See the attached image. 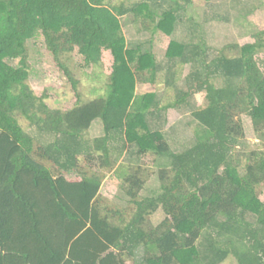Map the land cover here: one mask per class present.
Masks as SVG:
<instances>
[{
	"label": "trees",
	"instance_id": "1",
	"mask_svg": "<svg viewBox=\"0 0 264 264\" xmlns=\"http://www.w3.org/2000/svg\"><path fill=\"white\" fill-rule=\"evenodd\" d=\"M190 3L0 0V264H137L140 250L143 264H264V151L242 145L243 118L264 144V30L209 62L199 25L180 15ZM129 15L172 38L164 59L130 47ZM39 34L76 95L65 110L29 84L28 42ZM75 52L97 72L112 55L104 95L84 99L69 65ZM186 66L194 71L180 85ZM161 74L176 94L166 105L165 94H137L140 85L156 90ZM198 94L205 98L196 107L190 99ZM169 110L189 112L198 124L180 153L162 134ZM97 120L105 135L90 140ZM134 154L163 159L161 169L120 162ZM156 175L159 188L146 194ZM108 177L127 207L101 195Z\"/></svg>",
	"mask_w": 264,
	"mask_h": 264
},
{
	"label": "rangeland",
	"instance_id": "2",
	"mask_svg": "<svg viewBox=\"0 0 264 264\" xmlns=\"http://www.w3.org/2000/svg\"><path fill=\"white\" fill-rule=\"evenodd\" d=\"M116 0H114V3ZM135 3V2H133ZM187 6V5H186ZM181 17L187 22V25H199L200 33L204 36L209 51L208 61L215 59L222 49L226 46L239 44L254 43V37L260 31L264 30V0H191V3L180 13ZM191 21H193L191 23ZM124 31L127 36L131 48L142 46L146 51L154 52L159 60L164 59L172 38L167 37L162 33L155 35L153 32L143 30L142 23L135 21L134 15H129L123 18ZM186 25V24H185ZM183 27H186V26ZM178 38L185 37L186 33L181 32V29L176 33ZM30 77L29 84L36 94L48 92L52 99H48L54 108L65 110L70 108L75 103V93L71 89L68 80L62 76L58 70L48 62L45 51L44 37L39 34L35 39L28 42ZM75 52L73 59L69 62L72 71L76 78L81 81L80 91L86 100L94 99L97 95H104L108 77L113 73L114 59L108 54L104 57V69L98 72L93 67L84 63V59ZM260 66L264 71V54L258 56ZM12 64H17L18 61H10ZM194 71L191 66L181 67L178 74V83L182 85L185 78ZM165 76L161 74L158 79L156 90L150 85L139 86L138 95L149 93L165 94L162 105H166L175 100L176 94L173 89H166L164 85ZM221 85V82L218 83ZM154 90V91H153ZM205 94H198L190 103L199 107L204 103ZM165 118L168 120L162 133L169 141L171 149L175 153H180L182 150L191 146L194 141V131L197 128V122L192 119L191 113L177 110H169L165 113ZM246 138L242 145L251 152L254 150L264 151V144L254 133L253 126L248 118H243ZM24 125L29 132L37 136V131L34 127L29 126V121H24ZM105 135L103 124L97 120L90 132V140L102 138ZM45 142H52L53 137L46 136ZM237 150H240L239 148ZM121 163H132L133 165L145 164L158 173L161 169L163 159H157L155 155L137 159L136 155H124L120 158ZM167 160V159H166ZM169 162V159H168ZM77 177L72 175L70 179L74 180ZM159 188V180L157 175L148 183L146 194H151ZM145 194V195H146ZM101 195L117 206L127 207L129 199L121 190L119 183L112 177H108L104 182L101 190ZM264 202V195L261 197ZM161 217H157L160 220ZM143 250H140L137 256V264H143ZM227 264H236L234 260Z\"/></svg>",
	"mask_w": 264,
	"mask_h": 264
},
{
	"label": "crops",
	"instance_id": "3",
	"mask_svg": "<svg viewBox=\"0 0 264 264\" xmlns=\"http://www.w3.org/2000/svg\"><path fill=\"white\" fill-rule=\"evenodd\" d=\"M168 121V120H167ZM163 134V133H162ZM165 136V135H164Z\"/></svg>",
	"mask_w": 264,
	"mask_h": 264
}]
</instances>
